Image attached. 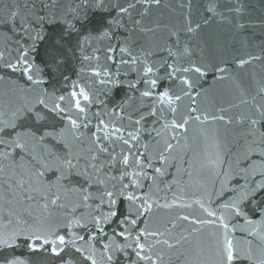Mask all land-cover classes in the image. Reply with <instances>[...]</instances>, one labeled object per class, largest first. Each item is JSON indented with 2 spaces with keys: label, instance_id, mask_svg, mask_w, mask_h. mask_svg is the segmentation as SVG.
<instances>
[{
  "label": "snow or ice",
  "instance_id": "snow-or-ice-1",
  "mask_svg": "<svg viewBox=\"0 0 264 264\" xmlns=\"http://www.w3.org/2000/svg\"><path fill=\"white\" fill-rule=\"evenodd\" d=\"M160 4L161 0H96L94 4L84 0L83 5L63 11L50 2L23 17L19 11L11 14L15 27L10 26L11 35L0 40V82L15 85L19 96L10 110L0 111V172L8 176L9 170L21 169L27 180L24 176L15 183L6 180L0 191V201L9 205L0 224V250L23 245L34 254L50 257L52 264H164L165 252L157 251V246L172 250L188 244L185 251L194 249L191 264H264V168L252 173L258 179L245 178L233 187L227 182L219 188L205 185L192 198L173 192L171 201L161 204L156 195L164 190L160 180L167 175L178 130L187 132L189 122L201 116L232 123L224 115L200 112L199 92L191 77H203L207 65L190 59L193 49L187 42L181 47L178 31L171 33L175 42L166 48L148 41L133 47L136 30L152 31L143 26L144 14ZM185 6L189 16L184 31L196 33L201 23L191 18L193 0L181 5ZM85 7L102 9L110 17L95 35L85 28ZM138 8L142 11L137 12ZM218 8L215 0H209L205 6L209 19L224 18ZM233 11L241 12L242 6ZM57 22L62 30L49 34L45 26ZM117 29H124L126 35L117 39ZM81 35L82 40H73ZM101 37L116 39L115 45L109 42L103 50L106 61L115 63L118 49L119 64L135 73L134 80L126 81L133 95L111 108L93 85H119L121 73L100 63V49L85 54L87 46ZM159 52L167 57L153 59ZM257 59L249 55L237 63L243 66ZM85 73L93 79L85 81ZM185 99L190 101L187 113L177 115ZM251 100L252 111L242 120L250 130L259 131L264 127V75ZM149 120L150 129L146 127ZM169 128L171 136L163 139L162 133ZM148 131L163 139L162 150L150 151V145L142 142ZM261 136L264 142V133ZM25 184L28 187L20 191ZM173 184L179 180L164 188L170 190ZM25 201L38 202L43 213L24 207ZM194 205L202 215L180 214L163 231L150 223L155 208L192 209ZM50 209L61 210V215L54 216ZM177 221L187 222L191 230L183 229L182 235L172 232ZM207 226L213 230L196 239ZM238 231L251 237L246 248L239 246ZM0 264L27 261L10 254L0 256Z\"/></svg>",
  "mask_w": 264,
  "mask_h": 264
},
{
  "label": "water",
  "instance_id": "water-1",
  "mask_svg": "<svg viewBox=\"0 0 264 264\" xmlns=\"http://www.w3.org/2000/svg\"><path fill=\"white\" fill-rule=\"evenodd\" d=\"M50 2L60 5L63 11L84 4V0H0V40L4 39L6 35H11L10 26L15 27L11 17L13 12L19 11L20 17H23L29 12L38 11ZM95 2L96 0H88V4ZM105 2L107 3V0ZM215 2L219 4L218 12L223 14V19L220 16L208 18L209 14L205 12V6L209 0H193L194 7L190 13L191 18L193 21L201 23V27L196 33L184 31L189 9L186 6L181 7V5H186L187 0H161L159 7H153L144 14L143 26L152 29V31L140 33L139 30H136L134 33L137 44L133 47L148 41L154 47L166 48L175 42V36L171 33L178 31L182 42L181 47L183 42H187L193 49L190 59L202 61L207 65L206 74L203 77L196 74L191 77L196 83V91L199 92L197 103L200 112L207 113L209 116L224 115L226 119L232 121L231 124H228L226 120L205 119L204 116H201L199 120L193 119L189 122L187 132L177 131L172 140L176 144V148L169 157L167 175L160 180V187L164 190L156 193L161 204L165 202V199L171 201L173 192L192 198L198 196L205 185L215 184L219 188L221 183L227 182L229 187H233L243 184L245 178L258 179V177H253L252 173L259 172L264 168V158H262L264 142H262L261 136V133H264V127L259 131H252L247 122L242 120V116H246L252 111L251 97L256 94L258 81L264 75V0H215ZM241 6V12L233 11ZM82 11L88 17L84 22L85 28L94 35L98 31H102L107 20L110 19L102 9L85 7ZM141 11L142 9H137V12ZM137 18L139 17L137 16ZM204 19H208V23H203ZM238 24H242L243 28H238ZM128 27L130 28L131 25ZM45 29L49 34L55 35L62 30V25L59 22L48 24ZM125 35L124 29H117L114 33L117 39ZM78 39L82 40L83 36L73 37L74 41ZM109 42L115 45L116 39L111 41L103 37L95 39L87 46L88 51L85 52V54H89L92 48L100 49V63L105 64L113 73L117 71L121 73L122 83L119 85L110 88L93 85L100 99L105 100L107 108H111L113 104L133 95L126 81L135 79V73L119 64L118 49L115 53L116 62L106 61L103 50ZM249 55L259 57V59L243 66L237 63L239 58L247 59ZM159 56L167 57V53L159 52L153 59H157ZM124 58L127 59L126 56ZM217 67H223L226 71L217 72L215 71ZM84 79L91 81L93 77L90 73H85ZM69 85L70 82L68 85H64V88L66 89ZM18 96L19 93L16 91L15 85L0 82V111L10 110L18 102ZM259 99L257 97L258 101ZM189 103L190 101L187 99L183 100L177 115L186 114ZM164 108L167 111V105H164ZM95 110L94 107L93 111ZM198 114L194 113L193 115ZM171 118L169 115V119ZM146 127L149 129L153 127L150 120ZM171 134V128L165 130L162 133L163 139L169 138ZM163 139L156 137L154 132L148 131L144 133L142 142L148 143L150 151L155 152L162 150ZM19 158L18 155L16 159L19 160ZM155 166L159 167L160 164L156 163ZM19 176H24L27 180V176L21 169L9 170L8 176L0 172V191L3 190L6 180L15 183ZM46 176H50V173ZM174 179L179 180L178 185L173 184L170 190L164 188L165 184ZM27 187L28 185L25 184L19 190L22 191ZM11 206L15 207L14 204ZM8 207L9 205L0 201V224L4 222L3 218L7 215ZM24 207H29L34 213H43L44 211L38 207V202L33 204L31 201H25ZM17 211H22V209H17ZM49 211L56 217L61 215L59 209H50ZM187 212L202 215L201 210L195 205L192 209L160 207L154 209L150 223L154 229L163 231L169 227L170 221ZM183 229L191 230L187 222L177 221V227L170 230L182 235ZM212 230L211 226L202 228L201 234L196 239L207 236ZM236 237L241 248H246V241L251 238L247 233L240 231L236 233ZM195 242V239L191 241L193 245ZM188 248L189 245L185 244L183 248L168 250L166 246L159 245L156 250L165 252L164 264H191L194 259V249L185 251ZM10 254L27 261V264H52L50 257L34 254L23 245L12 250H0V256Z\"/></svg>",
  "mask_w": 264,
  "mask_h": 264
}]
</instances>
